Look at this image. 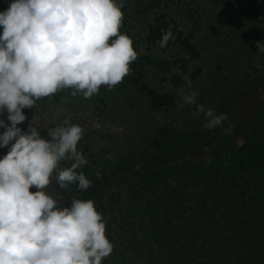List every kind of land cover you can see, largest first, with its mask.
I'll return each mask as SVG.
<instances>
[{
    "label": "trees",
    "instance_id": "obj_1",
    "mask_svg": "<svg viewBox=\"0 0 264 264\" xmlns=\"http://www.w3.org/2000/svg\"><path fill=\"white\" fill-rule=\"evenodd\" d=\"M179 1L124 0L121 29L138 25L147 48L171 50L167 68L192 79L200 69L188 68L199 52L173 17ZM169 30L174 39L161 47ZM263 83L259 76L218 104L228 116L234 104L251 103L243 119L212 129L164 122L135 149L87 153L89 163L77 171L91 187L70 185L58 203L95 202L113 243L102 264H264V95L254 99ZM41 107L38 100L23 112Z\"/></svg>",
    "mask_w": 264,
    "mask_h": 264
},
{
    "label": "clouds",
    "instance_id": "obj_2",
    "mask_svg": "<svg viewBox=\"0 0 264 264\" xmlns=\"http://www.w3.org/2000/svg\"><path fill=\"white\" fill-rule=\"evenodd\" d=\"M124 0H12L0 11V264H102L113 251L106 223L92 199L61 207L45 191L53 174L61 189L92 182L77 170L88 164L78 143L84 129L65 118L44 138L23 109L70 89L89 99L101 86L112 90L138 58L132 38L120 29ZM174 39L169 30L160 46ZM258 51L264 46L258 42ZM181 91L177 110L196 105L203 127L222 126L227 114L197 105L198 93ZM69 97H64V103ZM62 161L70 166L60 168ZM35 189L32 191L31 189Z\"/></svg>",
    "mask_w": 264,
    "mask_h": 264
},
{
    "label": "rangeland",
    "instance_id": "obj_3",
    "mask_svg": "<svg viewBox=\"0 0 264 264\" xmlns=\"http://www.w3.org/2000/svg\"><path fill=\"white\" fill-rule=\"evenodd\" d=\"M11 2L0 0V11ZM176 6L173 17L191 35L199 52V58L188 68L189 73L200 69L195 78L167 68L165 60L171 58V50L148 49L138 25L130 30L120 29L132 38L138 52L129 75L121 83L112 90L101 86L98 94L89 99L81 95L71 97L70 89L42 98L41 112L25 114L26 120L18 126L27 131L32 121V126L49 138L48 130L69 118L84 129L77 146L84 156L135 149L153 139L155 129L164 122L182 129L203 128L204 118L202 114L196 115V105L177 110L180 93L189 90L190 82L191 90L198 93L197 105L203 104L219 114L217 106L227 94L245 90L259 76L264 77V52L258 51V42L264 46V0H180ZM262 95L264 83L254 97L255 104ZM64 97H69L67 103ZM251 106L234 104L228 118L232 122L243 119ZM0 118L8 122L6 112ZM4 131L0 128V134ZM7 151V147L0 148V158ZM70 163L62 161L60 168ZM55 175L45 191L60 202L64 189L58 186Z\"/></svg>",
    "mask_w": 264,
    "mask_h": 264
}]
</instances>
